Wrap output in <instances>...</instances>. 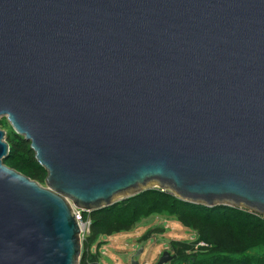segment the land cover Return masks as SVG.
Masks as SVG:
<instances>
[{
    "label": "water",
    "instance_id": "obj_1",
    "mask_svg": "<svg viewBox=\"0 0 264 264\" xmlns=\"http://www.w3.org/2000/svg\"><path fill=\"white\" fill-rule=\"evenodd\" d=\"M2 118L47 178L0 129V264H79L72 205L154 189L264 217V0H0Z\"/></svg>",
    "mask_w": 264,
    "mask_h": 264
},
{
    "label": "trees",
    "instance_id": "obj_2",
    "mask_svg": "<svg viewBox=\"0 0 264 264\" xmlns=\"http://www.w3.org/2000/svg\"><path fill=\"white\" fill-rule=\"evenodd\" d=\"M5 139L10 153L4 164L46 187L47 172L35 160L30 144L14 132ZM153 215L174 217L196 235L191 242L170 243L174 260L169 264H264V259L233 257L264 247V217L225 206L208 208L184 202L158 189L84 213L91 226L82 243L79 264H101V238L131 231Z\"/></svg>",
    "mask_w": 264,
    "mask_h": 264
},
{
    "label": "rangeland",
    "instance_id": "obj_3",
    "mask_svg": "<svg viewBox=\"0 0 264 264\" xmlns=\"http://www.w3.org/2000/svg\"><path fill=\"white\" fill-rule=\"evenodd\" d=\"M0 129L7 135L14 132L6 118L0 121ZM147 235L149 237L145 238ZM195 238L194 231L184 228L174 217L153 215L143 219L131 231L101 238V264H132V259L138 264H158L165 252L172 253L171 242H191ZM233 257L264 259V247Z\"/></svg>",
    "mask_w": 264,
    "mask_h": 264
},
{
    "label": "built area",
    "instance_id": "obj_4",
    "mask_svg": "<svg viewBox=\"0 0 264 264\" xmlns=\"http://www.w3.org/2000/svg\"><path fill=\"white\" fill-rule=\"evenodd\" d=\"M72 207H73V215H74L75 221L77 222L79 229H80L81 243H83L85 237L89 233L91 221L89 219L87 220L84 219V213L86 212L76 209L73 205Z\"/></svg>",
    "mask_w": 264,
    "mask_h": 264
}]
</instances>
